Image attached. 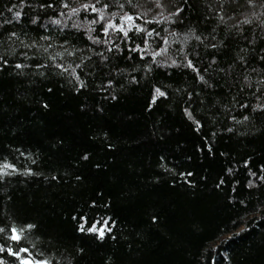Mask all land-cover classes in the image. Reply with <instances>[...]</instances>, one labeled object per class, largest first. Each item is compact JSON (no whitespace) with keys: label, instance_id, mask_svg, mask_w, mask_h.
<instances>
[{"label":"trees","instance_id":"trees-1","mask_svg":"<svg viewBox=\"0 0 264 264\" xmlns=\"http://www.w3.org/2000/svg\"><path fill=\"white\" fill-rule=\"evenodd\" d=\"M162 3L0 0V227L36 225V259L264 264V0Z\"/></svg>","mask_w":264,"mask_h":264},{"label":"snow or ice","instance_id":"snow-or-ice-1","mask_svg":"<svg viewBox=\"0 0 264 264\" xmlns=\"http://www.w3.org/2000/svg\"><path fill=\"white\" fill-rule=\"evenodd\" d=\"M21 2L23 3V0H21ZM153 2L155 3V6L157 8L164 7V5L162 3V0H153ZM249 2H251V0H249ZM96 3H100V0H96ZM127 3L129 5H131L133 8L137 7V5H133L132 4V0H127ZM41 6L43 7V5H41ZM63 6L64 7H68V4L64 3ZM118 6L121 9L124 8L123 4H118ZM13 7H16V6L13 5ZM48 7H52V5H48ZM103 7L104 8H108L109 5L107 3H105L103 5ZM80 8L84 9L85 11H88V10H91L92 12H99L100 11V10H98L96 8L95 4H93V3H83V4L80 5ZM8 11L11 12L12 9L9 8ZM77 11H79V9L72 8V12L73 13H76ZM179 11L180 10L177 9V12L174 13V15H178ZM15 16L17 18H19L21 16V12H16ZM138 18H140V17L131 15V14L127 13V12L123 13L120 16L121 20H127V21H133L134 19H138ZM103 20H104V16H103V14H101V15H99L98 19H93V20L89 21V23L90 24H96V23H99L100 21H103ZM10 22L11 21H5V23H10ZM32 22L35 23L36 21L33 20ZM55 22L59 23V21H55ZM247 22L248 21H245V23H247ZM110 28L115 29L118 32H122L124 37L131 39V37H129V32L127 30H125V28H124V26L122 24L121 25H117L116 23L110 21V22L107 23L106 26L105 25L101 26V29H102V31L105 34H107V32H108V30ZM89 31H91V29H89ZM136 31L143 32L144 30L141 29L137 25ZM152 31H155V30L153 29ZM151 34H152L151 31L148 32V35H151ZM11 36H16V33L12 32ZM89 39H92V37L89 36ZM197 39H200V38L197 37ZM94 42H100V41L99 40H95ZM145 43H146V41H145ZM212 46L215 47V45H212ZM138 49H140V45H136L135 48L129 49V51H136ZM109 51H111V49H109ZM241 59H243V57H241ZM260 59L262 61H264V56H261ZM141 60H143V56H141ZM7 63H8V61L6 59H4L3 56H0V67H3L4 65H7ZM173 64H175V61H173ZM187 66L191 67V68H195V65L193 64V62L191 60L188 61V65ZM15 67L16 68H21V67H23V65L16 64ZM58 67L62 68L63 66L59 65ZM65 71H66V69H65ZM196 71L198 72L199 69H196ZM76 78L79 79L78 76ZM199 79L201 81H204V77L203 76H200ZM80 86L83 87V83L82 82H81ZM155 93H156V95H158L160 97L166 96V93L164 91H161V89L158 88V87L155 89ZM189 95H191V94H189ZM112 98L115 99V97H112ZM155 99H156V96H153V103H155ZM44 107H47V105L45 104ZM241 107H245L246 108L247 104H241ZM257 107L261 108V107H264V106L258 105ZM188 115H189V117H191V113L190 112L188 113ZM233 119H235V117H233ZM244 119H248V117H244ZM196 123L199 124V121H197ZM228 131H232V129H228ZM109 147H111V145H109ZM83 158L87 159L88 157H87V155H85ZM245 165L247 166V161L245 162ZM3 167L12 168V169L15 168L14 165H4ZM262 168H264V166H262ZM28 171H29V173L31 172V170H28ZM229 171H231V169H229ZM181 175L191 176L193 174L191 172H188V173H181ZM253 175H255V173H253ZM76 178L80 179V177H76ZM261 179H264V176H262ZM189 183H191V181H189ZM223 183H224V180L221 179L219 184H217L216 186L220 187V185H222ZM249 183H251V182H249ZM94 204H95V202H93V205ZM73 219H76V217H73ZM79 219H80L81 222L78 225V231H80V232H85L86 231V232L94 233V234L98 235V238L103 239L106 233H109V232L112 231L111 224L113 222L110 221V220L89 222L88 218L86 216H83V215L80 216ZM157 219H158V217L156 215L152 216V221L153 222H156ZM35 227H36V225H34V224H26V225H23V226L10 225L8 227H0V234L7 233L8 234L7 235V239L12 241V242H14V244L16 245V247H13V246H8L5 243H0V264H5V260L3 258L4 255H6L8 257H14L19 262V264H50L49 260L36 259L32 255V253H31V251H30V249L28 247L20 246L28 238L27 234H26L27 230L34 229ZM113 239H114V237H113ZM80 251H83V249H80ZM22 254H26V255H22Z\"/></svg>","mask_w":264,"mask_h":264},{"label":"rangeland","instance_id":"rangeland-1","mask_svg":"<svg viewBox=\"0 0 264 264\" xmlns=\"http://www.w3.org/2000/svg\"><path fill=\"white\" fill-rule=\"evenodd\" d=\"M11 170H12V168H6V167H4L2 170H0V174L9 173Z\"/></svg>","mask_w":264,"mask_h":264}]
</instances>
